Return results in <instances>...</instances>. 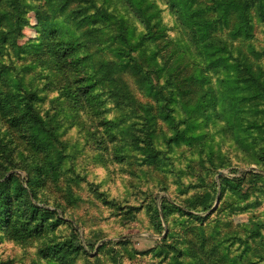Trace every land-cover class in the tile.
Segmentation results:
<instances>
[{
  "label": "rangeland",
  "instance_id": "1",
  "mask_svg": "<svg viewBox=\"0 0 264 264\" xmlns=\"http://www.w3.org/2000/svg\"><path fill=\"white\" fill-rule=\"evenodd\" d=\"M0 264H264V0H0Z\"/></svg>",
  "mask_w": 264,
  "mask_h": 264
},
{
  "label": "trees",
  "instance_id": "2",
  "mask_svg": "<svg viewBox=\"0 0 264 264\" xmlns=\"http://www.w3.org/2000/svg\"><path fill=\"white\" fill-rule=\"evenodd\" d=\"M178 7L180 8L179 9V12H180V15H181L182 19H184L186 21L185 23H187L188 27L190 28L191 33H194V35H192L193 41L195 42L196 45L199 46V48H201V46L203 44V41H202V38H201L202 35L199 34L197 30H194V32H192L193 30L191 29L198 22L192 23V26L190 27L189 24H188L187 17H186L187 14H186L185 10L183 9V4H180ZM60 26H61V35H65L66 36L65 39H66V41H69L68 42L69 43V46L72 47V48H73V46H76L77 45L76 41L72 38V36H69L70 27L65 22H61L60 23ZM202 29H204V27ZM195 35L198 36V38L194 39ZM222 60H223L222 58H218L217 60H210V61H208L207 64H206L207 65V68L212 67L213 64L216 65V66L222 65V63H221ZM226 79H227V81H230L229 80L230 77H227Z\"/></svg>",
  "mask_w": 264,
  "mask_h": 264
}]
</instances>
